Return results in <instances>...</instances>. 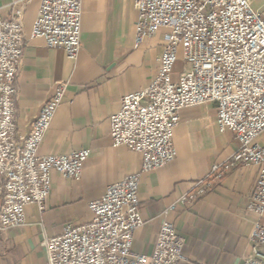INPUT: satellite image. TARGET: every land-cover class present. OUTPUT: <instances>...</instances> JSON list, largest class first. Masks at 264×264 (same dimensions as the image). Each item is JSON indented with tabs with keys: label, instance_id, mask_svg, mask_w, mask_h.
Here are the masks:
<instances>
[{
	"label": "built area",
	"instance_id": "1",
	"mask_svg": "<svg viewBox=\"0 0 264 264\" xmlns=\"http://www.w3.org/2000/svg\"><path fill=\"white\" fill-rule=\"evenodd\" d=\"M83 0H40L30 38L62 50L74 60L80 50ZM135 43L161 30L165 46L156 77L145 89L121 98L109 118L112 147L139 155V174L106 188L88 204L90 219L68 225L41 243L46 264H181L185 240L167 219L177 206L190 205L213 190L232 168H258L247 203L256 220L250 233L251 255L242 264H264V5L252 0H136ZM24 34L21 12L4 19L0 12V229L21 228L25 210H43L50 194L51 172L79 182L87 150L40 157L39 147L63 100L59 86L42 106L27 137L17 143L14 119L15 78ZM188 66L176 82L175 64ZM213 104L219 133L232 132L239 149L228 162L212 166L206 178L162 212L150 255L132 251L134 234L143 225L138 186L141 175L165 167L176 157L173 135L179 112Z\"/></svg>",
	"mask_w": 264,
	"mask_h": 264
},
{
	"label": "crops",
	"instance_id": "2",
	"mask_svg": "<svg viewBox=\"0 0 264 264\" xmlns=\"http://www.w3.org/2000/svg\"><path fill=\"white\" fill-rule=\"evenodd\" d=\"M135 2L83 0L80 50L71 60L62 50L49 49L41 39L30 38L40 0H0L4 19L21 12L25 38L15 78L17 143L27 137L42 106L63 85V100L38 155L89 151L79 182L51 172L43 210L28 206L25 226L0 229V264H46L44 239L89 220L90 201L123 177L140 173L139 155L111 146L109 118L119 111L122 97L145 89L156 77L166 32L161 30L136 44ZM187 69L179 60L172 81ZM216 117L213 104L181 110L173 135L175 159L141 175L138 197L143 225L133 237L134 253L150 255L163 210L206 178L212 166L225 164L239 149L232 132H218ZM257 176L255 166H236L204 197L177 206L169 214L167 219L185 240L187 261L181 264H242L251 255L250 233L256 218L247 211V203ZM259 221L264 225V217Z\"/></svg>",
	"mask_w": 264,
	"mask_h": 264
},
{
	"label": "rangeland",
	"instance_id": "3",
	"mask_svg": "<svg viewBox=\"0 0 264 264\" xmlns=\"http://www.w3.org/2000/svg\"><path fill=\"white\" fill-rule=\"evenodd\" d=\"M263 5H264V0H252L253 9H260L262 8ZM180 69H181V66L179 67V70Z\"/></svg>",
	"mask_w": 264,
	"mask_h": 264
}]
</instances>
